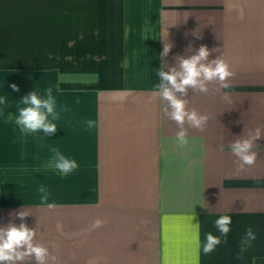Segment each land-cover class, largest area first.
Wrapping results in <instances>:
<instances>
[{"label": "crops", "instance_id": "obj_1", "mask_svg": "<svg viewBox=\"0 0 264 264\" xmlns=\"http://www.w3.org/2000/svg\"><path fill=\"white\" fill-rule=\"evenodd\" d=\"M165 42L173 47L161 60ZM201 45L235 75L229 89L189 91L188 109L210 119L204 131L185 124L189 144L181 148L178 125L153 94L157 72ZM49 86L57 131L24 136L14 123L19 100L36 89L43 98ZM4 95L0 227L36 229L57 258L47 264H264V0H0ZM257 127L256 163L238 171L228 145ZM52 148L79 168L67 176L47 168ZM40 185L55 209L40 203ZM20 210L31 215L21 221ZM192 215L202 243L220 235L217 218H232L226 242L198 259ZM97 219L105 223L94 228ZM250 227L257 238L241 255Z\"/></svg>", "mask_w": 264, "mask_h": 264}, {"label": "clouds", "instance_id": "obj_2", "mask_svg": "<svg viewBox=\"0 0 264 264\" xmlns=\"http://www.w3.org/2000/svg\"><path fill=\"white\" fill-rule=\"evenodd\" d=\"M172 47L171 43H164L163 51L160 53L161 60L169 54ZM189 50H191V46H189ZM210 54L207 46L201 45L191 56L177 57L179 58L178 65L169 67L167 70H164L162 65L157 72L159 83L155 85L156 91L153 94L166 102L165 114L178 125L179 131L176 133L175 139L181 148H185L189 144L185 124L190 128L204 131L210 119L208 115L200 114L195 109H188L189 100L186 97L189 91L207 94L210 91L209 84L212 83L219 85L212 91L229 89L231 87L229 81L235 75L229 64L221 56L210 60ZM10 87L15 92L20 91L19 86L15 83L11 84ZM39 91L33 90L19 100L14 123L24 136L39 132L43 133L41 139H44L56 133L58 127L53 121L59 119V111L52 87L43 89V98L38 94ZM223 98L229 103L231 102L227 93H224ZM0 106H9L7 95L0 96ZM63 110H69L68 106L64 105ZM12 121L13 117L9 115L5 122ZM85 124L88 129H91L95 126V121L89 119L85 121ZM260 138H262L261 128L257 127L246 138L236 139L228 145L237 158L238 171H243L245 167L250 168L256 163L258 156L257 152L254 151L257 145L255 141ZM219 150L222 152L224 146L222 145ZM51 151L52 157L46 165L47 168L65 176L79 168L78 162L65 156L59 148H52ZM35 171L38 172L39 170L36 169ZM37 191L42 205H46L50 210L57 207L55 202L49 203L51 193L46 186L40 185ZM14 215L24 221L31 214L20 210ZM194 219L195 215L187 217V226L191 231L197 254L196 258L198 259L201 250L203 254L208 255L226 242V239L222 238H226L231 231L232 218L229 215H221L217 218L214 221V226L220 235L209 232L206 234L203 243L200 240V223H193ZM104 223L103 220L97 219L93 227H102ZM35 237L36 229L28 227L24 222L9 223L0 227V264H25V261L32 259L35 260L36 264H47L49 260L54 262L57 258L51 255L46 246L37 242ZM256 238L257 235L253 229L248 228L240 241L241 255L252 246ZM241 255H238L237 258H241ZM164 259L165 261L168 259L167 251H165Z\"/></svg>", "mask_w": 264, "mask_h": 264}]
</instances>
